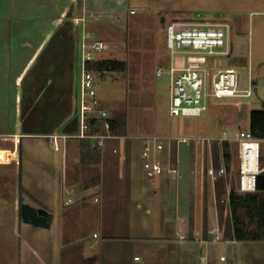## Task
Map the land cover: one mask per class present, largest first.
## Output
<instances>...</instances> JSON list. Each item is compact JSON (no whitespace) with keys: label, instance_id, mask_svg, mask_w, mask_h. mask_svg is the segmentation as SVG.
Returning a JSON list of instances; mask_svg holds the SVG:
<instances>
[{"label":"crops","instance_id":"1","mask_svg":"<svg viewBox=\"0 0 264 264\" xmlns=\"http://www.w3.org/2000/svg\"><path fill=\"white\" fill-rule=\"evenodd\" d=\"M130 5L129 0H0V151L12 155L0 162V174H10L14 196L0 199V205L13 207L15 232L20 236L23 230L24 264H193L197 244L213 242L210 228L220 227L223 238L234 241L226 236L219 178L208 172L213 166L205 169L197 160L189 173L187 144L166 140L160 151L153 140L178 137L161 135L138 143L125 131L107 141L99 164L81 162L87 37L92 41L109 16L122 20L124 14H137ZM145 148H150L152 161L173 165L179 173L166 171L158 176V185L149 180L152 188L139 185L133 164L139 159L144 170ZM34 149L62 152L68 192L61 190L59 168L46 154L42 183H33L26 163ZM23 204L53 214L51 228H41L47 233L19 226ZM224 211L229 217V209ZM197 235L204 240H196Z\"/></svg>","mask_w":264,"mask_h":264},{"label":"rangeland","instance_id":"2","mask_svg":"<svg viewBox=\"0 0 264 264\" xmlns=\"http://www.w3.org/2000/svg\"><path fill=\"white\" fill-rule=\"evenodd\" d=\"M129 1L137 14H124L122 20L117 15L109 16L102 20L103 26L93 35L92 40L106 43L103 52L92 53L94 59L124 60L129 65L125 73H112L106 78L95 77L97 99L103 103V108L114 115L125 114L126 134L131 141L143 143L147 138L161 135L198 139L199 143L192 141L187 145V171H193L194 163L199 160V165L204 164L205 169L212 165L218 173L223 162L221 154H215V146L220 144L218 141L209 143L208 140L235 137L240 131L249 132L251 112L264 111V0ZM171 23L226 26L228 46L223 51L227 50L228 54L214 59L212 73L235 69L239 77V90L242 93L251 90L252 96L209 98L207 110L201 116L171 117L169 76L158 77L156 74L160 68L167 71L171 63V53L166 45V27ZM232 149V169L236 182L239 174L238 146L233 144ZM44 154L48 155L53 166L59 168L58 184L61 190L68 192L67 176L62 174V166L66 163L62 152L55 154L52 150L44 153L31 150L26 165L31 169L33 183L37 186L42 183V172L47 166ZM11 158L10 152L0 151V162L5 163ZM141 164L142 161L134 159L136 179L142 187L152 188L149 179L142 175L144 170ZM9 177L8 173L0 174V199L5 201L14 199L7 181ZM47 177L52 183L49 175ZM209 180L206 178L204 182L208 196ZM154 184H159L158 177ZM94 193L95 190L90 191V195ZM70 196L75 200L78 198L76 193ZM224 205L222 215L227 230L228 214L224 211L227 209ZM12 217L13 207L0 205V264L27 263L23 252V230L20 236L15 232ZM19 223L22 229H30L33 233H47L41 228ZM36 238L42 237L37 234ZM197 247L193 264H264V242L235 245L212 242L197 244ZM221 257L228 261L222 263Z\"/></svg>","mask_w":264,"mask_h":264},{"label":"built area","instance_id":"3","mask_svg":"<svg viewBox=\"0 0 264 264\" xmlns=\"http://www.w3.org/2000/svg\"><path fill=\"white\" fill-rule=\"evenodd\" d=\"M132 14L135 11H131ZM166 45L171 53V63L167 71L158 69L156 74L163 77L165 74L170 79V115L199 117L207 110L209 98H236L251 97L252 91L242 93L239 90V77L235 69L219 70L213 75L214 59L217 56H225L228 51H223L228 46V28L224 25L214 26L209 24L183 25L178 23L168 24L166 27ZM106 49V43L102 40H90L87 37L85 44L84 62L96 60L93 52L101 53ZM181 62L179 63V60ZM95 74L83 68L82 80V104H81V132L79 139L91 140L93 146L104 148L107 141L118 138L112 133L111 120L113 115L102 107L96 97ZM95 121V122H94ZM157 142V149L162 151L164 141L185 143L190 145L192 141L187 138L176 139L173 136L167 139H153ZM219 143L229 141L238 146L239 174L236 181L238 191L241 193L257 191V177L264 173V142L255 139L250 132L240 131L235 137L225 136L217 140ZM196 143L200 141L196 139ZM55 149L60 150L58 139H54ZM150 148H145L142 159L146 177L154 181L166 171L179 173L173 165L164 166L160 162H154L150 158ZM208 172L218 179L226 175L225 168L218 173L213 168ZM230 189L220 200L228 203ZM97 201V199H96ZM73 203L69 200V204ZM184 220H181L183 223ZM210 239L215 242H226L235 244V241H224L220 227L210 228L208 231ZM181 239L185 236L181 234ZM202 235H197L196 240H202ZM204 240V239H203ZM221 257V261H225Z\"/></svg>","mask_w":264,"mask_h":264},{"label":"trees","instance_id":"4","mask_svg":"<svg viewBox=\"0 0 264 264\" xmlns=\"http://www.w3.org/2000/svg\"><path fill=\"white\" fill-rule=\"evenodd\" d=\"M127 61L118 59H96L84 62V69L94 72L95 76L106 78L112 73L128 71ZM95 122V121H94ZM112 133L123 134L126 131L125 114H113L111 120ZM250 134L257 140L264 142V111H252L250 114ZM218 143V142H216ZM215 146V154L222 155L226 175L218 179L221 187V200L229 188L230 194L226 206L229 209L227 221V238L237 242H264V191L241 193L234 180L233 149L229 141H223ZM81 162L84 165H96L101 162L103 148L93 146L91 140L80 139Z\"/></svg>","mask_w":264,"mask_h":264},{"label":"water","instance_id":"5","mask_svg":"<svg viewBox=\"0 0 264 264\" xmlns=\"http://www.w3.org/2000/svg\"><path fill=\"white\" fill-rule=\"evenodd\" d=\"M257 191H264V173L257 177ZM21 216L24 223L37 228L50 229L53 222L52 213L44 209H36L29 204L22 205Z\"/></svg>","mask_w":264,"mask_h":264}]
</instances>
